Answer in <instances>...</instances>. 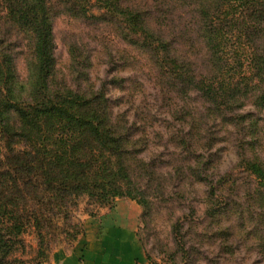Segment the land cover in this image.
Listing matches in <instances>:
<instances>
[{
    "label": "trees",
    "instance_id": "16d2710c",
    "mask_svg": "<svg viewBox=\"0 0 264 264\" xmlns=\"http://www.w3.org/2000/svg\"><path fill=\"white\" fill-rule=\"evenodd\" d=\"M55 1L66 15L117 27L127 43L149 55L165 101L194 92L214 109L212 115L203 108V118L236 127L240 117L232 110L242 97L254 95L264 109V0H0V264H21L15 256L32 231L37 264L47 259L53 236L77 241L84 233L73 221L80 198L99 211L119 199L146 210L162 191L155 161L141 157L145 127L128 126L115 113L119 102L107 83L82 89L58 80ZM26 36L35 59L27 86L16 65ZM233 40L245 45L247 64L237 68L248 69L247 80V73L238 80L225 57ZM188 137L183 154L192 155ZM257 159L245 163L264 202V168Z\"/></svg>",
    "mask_w": 264,
    "mask_h": 264
},
{
    "label": "rangeland",
    "instance_id": "374dc122",
    "mask_svg": "<svg viewBox=\"0 0 264 264\" xmlns=\"http://www.w3.org/2000/svg\"><path fill=\"white\" fill-rule=\"evenodd\" d=\"M55 2L58 80L70 79L82 89L107 83L109 96L119 102L115 113L126 119L128 126L145 127L147 147L141 157L146 162L155 161L162 190L151 200L149 209L133 201L141 210L138 237L148 262L264 264V223L260 219L264 202H260L258 183L245 163L258 158L264 168V109L254 104V95L242 97L240 106L233 107L234 117H240L239 127L203 118L206 106L194 92L186 99L176 93L165 101L157 67L149 55L127 43L117 27L66 15L61 3ZM2 12L0 9V16L5 14ZM92 13L99 15L96 10ZM235 42L226 43L225 57L238 80L246 73L247 80L248 69L237 68L247 64L245 45ZM31 43L26 36L16 58L20 82L26 86L35 64ZM206 108L212 114L214 109ZM196 128L198 138L194 140L189 132ZM187 134L192 155L183 154L181 143ZM224 191L225 199H221ZM213 204L220 207L213 209ZM101 211L87 198H80L73 221L80 222L85 232L86 222L98 218ZM83 234L77 241L64 233L53 236L52 248L42 264H51L58 252L72 251ZM24 241L25 248L15 258L21 264H37L35 233H27Z\"/></svg>",
    "mask_w": 264,
    "mask_h": 264
},
{
    "label": "crops",
    "instance_id": "0c3cea01",
    "mask_svg": "<svg viewBox=\"0 0 264 264\" xmlns=\"http://www.w3.org/2000/svg\"><path fill=\"white\" fill-rule=\"evenodd\" d=\"M140 207L117 200L85 224L72 251L54 254L51 264H150L138 237Z\"/></svg>",
    "mask_w": 264,
    "mask_h": 264
}]
</instances>
